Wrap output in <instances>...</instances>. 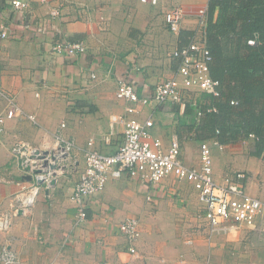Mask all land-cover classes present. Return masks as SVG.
Wrapping results in <instances>:
<instances>
[{
	"label": "crops",
	"instance_id": "obj_1",
	"mask_svg": "<svg viewBox=\"0 0 264 264\" xmlns=\"http://www.w3.org/2000/svg\"><path fill=\"white\" fill-rule=\"evenodd\" d=\"M22 1L28 10L17 11L8 0H0V114L8 110V98L23 112L0 134V219L10 220L9 229L0 230V252L8 247L19 264H247L253 247L249 239L264 232V218L256 229L234 235L212 231L187 182L168 178L150 202L147 185L126 175L111 179L101 194L87 201L88 216L81 223L71 199L85 169L89 140L107 155L122 141L121 124H115L110 144L102 141L111 131L112 117L123 116L128 105L116 97L118 82L125 80L141 97H151L158 84L176 77L179 61L173 52L189 44L199 28L198 12L208 10L210 0H162L158 6L141 0H52L61 11L56 19L38 0ZM175 7L185 12L179 33L171 32L165 20ZM66 41H83L87 52L55 55L53 45ZM177 107L140 106L135 117L152 119V134L168 146L180 133ZM184 110L179 107L181 115ZM57 133L74 144L62 161L64 171L54 186L42 189L29 211L16 215L17 195L34 180L13 157L12 148L24 140L53 149ZM183 140L185 163L198 166L188 160L199 157L200 163V144L196 156L194 143ZM223 146L212 151L215 180L221 183L229 175L245 173L247 192L260 199L264 160L247 156L241 143ZM128 218H137L141 226L137 257L119 230Z\"/></svg>",
	"mask_w": 264,
	"mask_h": 264
},
{
	"label": "built area",
	"instance_id": "obj_2",
	"mask_svg": "<svg viewBox=\"0 0 264 264\" xmlns=\"http://www.w3.org/2000/svg\"><path fill=\"white\" fill-rule=\"evenodd\" d=\"M17 11L29 9V4L22 0H8ZM49 10L51 18L61 16L60 8L53 5L52 0H38ZM149 6H158L162 0H141ZM185 17L184 9L175 7L165 14L168 28L173 33L181 31ZM199 28L186 46L173 52V57L179 61L176 77L158 84L151 97H141L136 87L125 80L118 82L116 97L126 101L123 116L111 119V131L103 136L102 141L110 144L114 135L115 124L123 127V137L117 151L112 155L101 153L95 148L94 140H89L85 151V169L75 185L71 199L77 212V223L87 219V201L101 194L111 179L128 176L149 187L148 201H153V193L159 191L164 181L173 177L179 182L191 184L197 194L198 201L204 206L202 216L212 231L221 230L225 235H234L242 229L257 228L258 221L264 218V202L250 195L246 190L247 176L239 172L227 176L221 183L214 177L213 149H224L217 139L200 143V163L198 166H188L183 159L182 143L178 136H173L168 146L160 138L154 137L152 119L140 120L135 115L140 106L152 104L173 103L185 108L188 103L196 104L202 94L213 97L220 96L219 81L212 78L210 64L213 61L205 41V30L208 23L207 8L198 12ZM1 36L5 38L4 30ZM250 45L255 40L249 41ZM52 52L59 56H81L87 52L83 41H66L56 43ZM95 78V75H92ZM197 96V97H193ZM8 110L0 114V134L4 133L9 120L23 114L14 98H8ZM232 104H237L232 102ZM210 111H216L214 108ZM35 121L34 116H27ZM65 127V125H62ZM253 138V135H251ZM56 148H42L27 141H17L13 148V157L23 168L42 170L33 173V183L24 187L16 197L15 214L26 213L36 202L42 189L49 190L50 182L56 180L64 171L63 159L69 156L74 144L66 140L60 133L55 135ZM48 152V154H45ZM53 157L56 159L53 160ZM51 166H55L51 169ZM9 218L0 219V230H8ZM120 232L129 243V252L138 256L136 243L141 237V226L137 218H128L119 225ZM191 243V242H189ZM18 256L8 247L0 252V264H19Z\"/></svg>",
	"mask_w": 264,
	"mask_h": 264
},
{
	"label": "trees",
	"instance_id": "obj_3",
	"mask_svg": "<svg viewBox=\"0 0 264 264\" xmlns=\"http://www.w3.org/2000/svg\"><path fill=\"white\" fill-rule=\"evenodd\" d=\"M205 41L220 96L202 94L182 115L178 106V137L222 145L251 140L250 156L264 160V0H210Z\"/></svg>",
	"mask_w": 264,
	"mask_h": 264
},
{
	"label": "rangeland",
	"instance_id": "obj_4",
	"mask_svg": "<svg viewBox=\"0 0 264 264\" xmlns=\"http://www.w3.org/2000/svg\"><path fill=\"white\" fill-rule=\"evenodd\" d=\"M177 133L180 136V133L178 130H177ZM185 139H186L185 141L183 140L184 143L190 142V141L194 143V146H195L194 153H196V156H197L198 150H199L198 144H200V142L194 139H189L187 137ZM241 147H242V151H244L247 156H250L248 154H250V152L253 150L254 141L250 140V141L241 142ZM184 149H185V145H184ZM189 158L190 160H188V162H192L191 164L193 165H199V157H195V158L189 157ZM260 199L264 202V194L260 197ZM248 243H251L253 247L251 246L252 250L250 251V257L248 259L247 264H264V232L260 230L259 232L252 235Z\"/></svg>",
	"mask_w": 264,
	"mask_h": 264
},
{
	"label": "water",
	"instance_id": "obj_5",
	"mask_svg": "<svg viewBox=\"0 0 264 264\" xmlns=\"http://www.w3.org/2000/svg\"><path fill=\"white\" fill-rule=\"evenodd\" d=\"M45 154H48V152H45ZM55 159L56 158L53 157V160H55ZM54 168H55V166H51V169H54ZM26 169H27V171H30V172H32L34 174H37V173H41L42 172L41 169L40 170H37V169H32L31 167H27ZM55 184H56V180L55 179L50 182V186H54Z\"/></svg>",
	"mask_w": 264,
	"mask_h": 264
}]
</instances>
